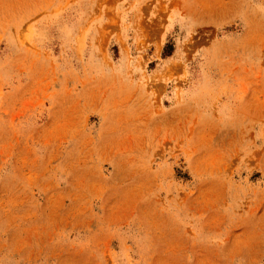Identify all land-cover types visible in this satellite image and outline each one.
Returning a JSON list of instances; mask_svg holds the SVG:
<instances>
[{"label": "rangeland", "instance_id": "374dc122", "mask_svg": "<svg viewBox=\"0 0 264 264\" xmlns=\"http://www.w3.org/2000/svg\"><path fill=\"white\" fill-rule=\"evenodd\" d=\"M186 6L0 0V264H264V59Z\"/></svg>", "mask_w": 264, "mask_h": 264}, {"label": "crops", "instance_id": "0c3cea01", "mask_svg": "<svg viewBox=\"0 0 264 264\" xmlns=\"http://www.w3.org/2000/svg\"><path fill=\"white\" fill-rule=\"evenodd\" d=\"M170 1L187 5L184 20L196 28L197 50L208 64L251 59L259 52L264 59V0Z\"/></svg>", "mask_w": 264, "mask_h": 264}]
</instances>
